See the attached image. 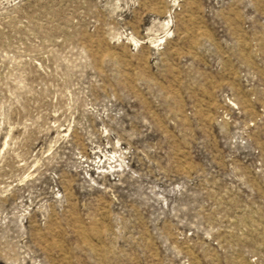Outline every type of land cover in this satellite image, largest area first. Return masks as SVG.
<instances>
[{
    "label": "rangeland",
    "instance_id": "374dc122",
    "mask_svg": "<svg viewBox=\"0 0 264 264\" xmlns=\"http://www.w3.org/2000/svg\"><path fill=\"white\" fill-rule=\"evenodd\" d=\"M0 264H264V0H0Z\"/></svg>",
    "mask_w": 264,
    "mask_h": 264
}]
</instances>
